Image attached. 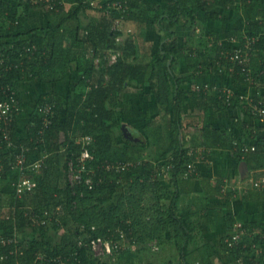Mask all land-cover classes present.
<instances>
[{
	"label": "trees",
	"instance_id": "16d2710c",
	"mask_svg": "<svg viewBox=\"0 0 264 264\" xmlns=\"http://www.w3.org/2000/svg\"><path fill=\"white\" fill-rule=\"evenodd\" d=\"M121 1L127 6L126 21L137 24V34L134 37L122 42L117 40L120 33L114 32L112 27L118 13L108 16L101 11L103 14L99 19L88 24L83 22L80 14L86 10V6L88 9L91 7L84 0H81L77 9L58 25H53V23L49 25L46 29L44 42H42L40 38L35 36L34 29L24 32L25 23L30 17L29 11L35 10V7L39 6H31L30 0H0V15L11 18L17 23L13 22L9 26L10 29L0 35V95L4 99L8 94H13L22 104L21 95L16 88L18 84L15 85L17 82L33 81L37 88L43 85L45 89L44 94L38 97L36 107L27 122V135L20 140V144H16L15 131L21 114L14 116V123L11 128L16 146L8 148L6 145L0 144V165L2 167L0 180L3 181L0 187V208L8 207L7 211L0 213V256H8V264H34L43 255L47 257V262H43L44 264H63L70 259V256H72V262L75 264H98L92 259L87 247H80L75 239L70 241L75 230L71 228L72 233L70 235L62 229L64 224H68L66 218L69 216L60 213V210L52 216L51 214L49 216L48 212L50 207L61 205L69 210L68 204L62 200L55 201L56 195L48 198L45 179L55 166L61 172L64 170L66 175L69 161L80 156L83 149L82 143L77 142V138L79 139L83 135L92 137L89 148L94 156L92 161L94 170L84 174V178L95 180V192H93L94 190H92L93 193L91 192L93 196L105 189L108 191L118 189L122 180L125 183L134 180L137 185L140 186L141 184L144 189L149 187L150 190L154 191L157 188V183L149 178L152 171L148 163L144 164L143 175H139L135 171L131 174L132 169L130 172L118 173L114 169L107 170L106 166L104 167L106 163L126 162L134 157H137V160H143L142 156L145 155L143 149H138L139 146L130 147V141H126L121 150L116 149L118 143L113 130L119 126V123L114 120L115 109L113 105L131 103L139 99L144 95L140 88L148 84L150 85L149 89L153 91L156 97V101L169 104L171 100H175L176 108L180 111L182 104L180 99L183 97V92L179 91L180 84L175 81L173 66L188 53L186 46H181L178 30L185 28L184 26H187V29L191 31L194 30L198 10L207 12L212 7L207 6V1L204 0H198V3L194 2L189 5L185 4L184 0H161V4L158 5L159 11L155 12L149 11L150 8L145 0ZM236 1L219 0V4L226 8ZM260 1L262 0H238V2L245 3L246 6ZM40 7L49 21L61 17L66 10L65 3L61 0H57V5L52 8L46 3L41 4ZM23 8L25 9L23 10ZM261 12H258L260 14L249 25L250 35L257 36L260 30L264 28V11ZM212 16L220 19L221 15L214 14ZM153 25L162 32V36L155 43V46H151L148 55L147 53L141 55V48L145 47L148 42L147 29ZM256 48L264 58V36L259 37ZM113 49H122L123 52L117 62L109 63L108 59L102 61L104 58L103 50L111 51ZM99 57H101L100 65H96V58ZM195 57L187 55L186 62L191 69L198 67V61ZM169 62L170 66H168ZM261 69H264V59ZM150 72L151 77L148 79ZM76 73L82 75L83 78L77 87L69 90L68 103L63 111V97L60 93L53 91V86L57 82L71 81ZM254 79L256 84L260 83L264 86V74L254 75ZM2 88L7 90L6 95L3 94ZM217 95L216 99L220 101V94ZM46 102L55 105L54 114L48 118L50 124L47 126H45L46 120L39 110V107ZM235 106H237L236 103L231 108H235ZM180 119L178 116L173 124V131L177 132L178 135H174V133L170 135V141L173 145H170L167 151L165 150L166 155L173 152L169 163L173 165L172 170L175 175L182 173L185 168L188 169L190 162H193L192 155H190L193 153L185 148L182 138L179 139L180 126L182 125ZM204 130H210L208 135L203 136L206 138L211 136L216 141L217 147L227 146L226 143L228 144V142L225 141L227 136L222 131L211 129V126H207ZM232 142L229 141V144H231L230 149L233 150L235 146L232 147ZM253 145L256 147V151L248 154L246 160L252 164L253 168H264V137L256 140ZM23 147L27 148L28 151L26 152L25 172L21 175L19 169H15L11 161L15 162L16 155L23 151ZM131 149H136L133 154L128 152ZM235 152L237 153L235 157L239 160L242 154L238 151ZM33 157H38L43 161L47 159L43 162L44 166L47 164V167L44 168L46 175L40 179L42 185L20 198L16 194V185L21 176L31 178L27 175V171H29ZM58 172L60 171L58 170ZM63 178L60 177V180ZM34 179L37 182L35 177ZM65 179L67 182L68 174ZM96 186L98 187L96 188ZM66 187L69 188V184ZM216 190L222 192L221 186L219 185ZM140 194L147 193L138 190L137 196ZM262 194L264 195V189L236 191L229 193L228 196L225 195L224 200L229 202L238 198L252 201L260 198L259 196ZM181 197V193L176 191L171 203L164 210L160 202L158 204L155 198L152 199L149 217L155 227L147 234V237L163 241L168 228H172L173 231H177L176 236L181 241L183 240L181 255H186L188 243L194 238L192 233L195 227L193 226L194 221L191 220L194 213L190 208L179 206ZM71 198L78 202L75 211V225L97 222L96 217L99 216L100 218V213L91 207L92 196L81 199L77 194H71ZM32 205L36 209L44 210V216L30 217L29 208ZM141 210L142 207L135 205V201H132V206L126 210L121 203L117 206L116 211L106 214L105 225L101 234L106 241L119 246L115 251H119L123 243L126 244V247L131 248L140 241V238L137 237L138 227L139 230L142 227L147 231V221L144 220L142 214L136 215ZM50 220L54 222L52 228L55 229L56 233H62L65 236L64 245L52 247L43 240H28L29 243H27L23 238L20 239L21 236L27 235L31 228L36 227L41 228L43 238L47 237ZM258 229L263 230L264 227L259 226ZM242 230L245 235L242 236L239 243L232 245L233 248H231L230 242L227 243L228 245L225 244L224 249L230 258V262L234 264H264V255L257 258L254 249V244L264 247L263 238L258 235L251 237L255 227L253 229L248 224H244ZM76 231L79 240V237L84 233L79 230ZM2 239H5L6 243H2ZM131 252L133 251L126 250L125 256L128 254L132 256ZM119 256L120 260L124 257L123 253H119ZM38 264L42 263L39 262Z\"/></svg>",
	"mask_w": 264,
	"mask_h": 264
},
{
	"label": "crops",
	"instance_id": "0c3cea01",
	"mask_svg": "<svg viewBox=\"0 0 264 264\" xmlns=\"http://www.w3.org/2000/svg\"><path fill=\"white\" fill-rule=\"evenodd\" d=\"M145 1H147L150 8L149 11H159L158 5L161 4V0ZM197 1L184 0L185 4L188 5L194 2L198 3ZM204 1H207L206 5L212 7V9L207 12L198 10L194 27L197 29V34H199L197 37L203 42L201 47L212 48V54L199 47L200 42L196 40L195 36L190 40H181V46L187 48V55L196 56L195 59L198 61V67L191 69L186 62L187 55H185L173 66L175 81L180 84L179 91L183 92V97L180 99L182 103L181 110H177L175 100H171L169 104L156 101V97L150 89L149 97L137 99L131 105L136 111L139 109L142 111L140 115H149L150 119H147L146 123L141 122L139 126H133L132 130L142 135H159L158 137L161 140L169 135L170 139L172 133L178 135L177 132L173 131V124L179 116L181 118L179 121L182 122L179 139L182 138L185 148L189 149L194 155L200 152L202 154L208 153L197 164L194 163L195 160L192 163L190 162L195 167L194 171H191L188 167L178 175L173 172V167L167 168L171 165L169 162L173 152L168 153L165 157L158 155L155 159L147 162L151 166L153 179H158L159 176H165V174L174 175H172V180H169L172 181L171 184L176 188V191L182 195L179 206L190 208L194 213L191 216L195 227L192 233L194 238L188 243L187 254L181 255L183 240L181 241L176 236L177 231H173L172 228H168L167 236L161 241L163 245H160V248L165 252L175 249L179 251L181 264L191 263L190 258L194 262L192 264H234L230 262V258L224 249L225 244L233 236L235 226L239 222L248 224L253 229L254 227L257 229L259 226L264 227V195L262 194L259 196L260 198L252 201L237 198L225 202L224 197L236 191L258 190L254 186V182L264 179V168H253L252 164H249L246 160L248 154L242 155L238 160L235 157L237 154L236 149H230L231 144H229V141H233L232 147L235 146L236 142L239 145L251 146L256 140L264 137V121H261L253 111L254 103L259 98L264 99V86L260 83L254 84L247 81L241 73L244 65L230 60L227 55L241 49L249 59V62L245 65L250 67L252 74H264L260 67L264 58L256 48L259 37L264 36V28L260 30L257 36H254L250 35L249 27L251 21L260 14L258 12L264 11V0L248 6L237 0L226 8L219 4V0ZM37 8L39 7H35V9ZM99 10L106 13L103 9ZM114 13H118L116 18L118 19L120 13L113 10L112 14ZM214 14L221 15L220 19L214 18L212 16ZM41 19V17H32V14H30L29 20L25 23L24 32L34 29L35 36L40 40H44L43 32L39 30L41 25L38 24ZM184 23L183 20V25ZM124 24H127L125 18L123 19L122 32L131 33L132 29L124 27ZM187 28L185 26V28L179 30ZM1 34L3 35L4 32H1ZM253 37L257 38V42L249 46V40ZM152 43L153 41L151 46ZM168 66H170V62ZM25 82L29 81H20L15 85L18 84V87L25 88L27 85ZM205 85H208L209 89H206ZM31 86L33 87L35 84H31ZM55 86H53L54 89H56ZM32 89V93H36L35 99L30 98L29 89L23 93L25 100L21 97L23 100L22 112L15 131L16 138L27 135V122L36 107L38 97L44 94L45 90L43 85L40 88ZM228 93L232 95L230 106L226 104ZM217 94H220L222 100L216 99ZM148 98L147 103L142 102V100ZM29 100H34L33 107H30ZM234 103L237 106L231 108ZM25 108L30 113L29 116L23 115ZM131 121L133 123L132 119ZM207 126L222 131L228 137L225 138V141L228 142V144L226 143L227 146L217 147L216 141L211 136L210 138L203 136L210 133V130H204ZM149 140L153 141L150 146L152 148L155 145L156 138L154 137L152 140L149 138ZM140 144L145 143L141 141ZM196 150H198L197 153L194 152ZM139 162L135 163L128 160L126 162L118 161L117 163H133V166L124 171L127 172L140 166L141 163ZM219 185L222 192L216 190ZM224 188H226L225 192H223ZM172 198H170V203Z\"/></svg>",
	"mask_w": 264,
	"mask_h": 264
},
{
	"label": "rangeland",
	"instance_id": "374dc122",
	"mask_svg": "<svg viewBox=\"0 0 264 264\" xmlns=\"http://www.w3.org/2000/svg\"><path fill=\"white\" fill-rule=\"evenodd\" d=\"M63 3H65L66 6V10L63 13V15L59 18H54L53 21H49L44 13V11L42 10V8L39 6V8L37 9H33L31 11H29V14L32 13V17L36 16V17H41V21L38 22L39 25H41V27H39V30H41L43 32V37H45V34L47 32V28L49 27L50 24L53 23V25H58L64 18H66L70 13H72L75 9H77V7L79 6L81 0H62ZM87 1L90 0H84V2L89 5L91 7V9H88V6H86V10L82 11V13L80 14V18L83 22L85 23H89L93 20H97L100 18V16H102L103 12H101L100 10L92 7L90 4L87 3ZM94 1L96 4L97 3H102L108 0H91ZM32 6V5H31ZM25 8H23L24 10ZM30 16V15H29ZM126 20V19H125ZM15 22V20L11 19V18H7L6 16H0V33L1 32H6L9 28V26ZM127 22V21H126ZM71 23V22H70ZM72 24V23H71ZM126 28L128 29H132L131 33H127V32H122L119 34L120 36V41H125L126 39L130 38V37H134L137 34V24L133 23L130 21V23L127 22V24H124ZM51 27V26H50ZM185 27V26H184ZM43 28V29H42ZM113 29V27H112ZM194 30H189V29H182V30H178V35H179V41H181L182 39H193V37L195 36L196 40H198L200 42L199 47H201V45H203L201 39L199 40V38L197 37V29L194 27ZM147 33H148V42L146 43L145 47H142V51H141V55L142 54H146L148 55V52L150 50V48H148L149 46L151 47V42L153 41V46H155L156 41H159L161 36H162V32L155 27L154 25L150 28L147 29ZM186 33V35H185ZM201 33V32H200ZM185 35L184 38H182ZM201 38H202V33H201ZM42 42H44L42 40ZM120 42V43H121ZM122 45V44H120ZM201 49H204L205 52L212 54V48H208L207 46L205 47H201ZM118 52L120 53V55H123L122 49H113L111 51H106L103 50V54H104V58L102 59V61L104 59H108L109 63H111V60H113L112 56L114 55V52ZM149 59V58H147ZM101 62V57L96 58V65H100ZM261 67V66H260ZM254 70V69H253ZM261 71H264V69H262ZM255 76L256 73L254 74ZM151 77V72L148 75V79H150ZM83 78L82 75L80 74H74L73 79L69 82L67 80V82H63V83H55L54 85L56 89H54L55 92L60 93V95L63 97V105H62V109L64 111L66 104L68 103V92L70 89H74V87H77L80 82L81 79ZM27 83L26 86H28L29 88H27L25 86V88L23 87H16L19 94L21 95V97L25 100V97L23 96V93L25 90H30V98L31 99H35L36 98V93L33 94L32 93V88L37 89V86L35 84V82L31 81V82H25ZM35 86H31V84ZM256 82H254L255 84ZM259 84V83H257ZM150 85L146 84L143 85L140 90L141 93L143 92L144 95L141 96L139 99H143V98H147L149 97L148 94H150ZM139 90V91H140ZM147 101H149L148 99H144L142 100V102L147 103ZM23 102V100H22ZM28 103L30 104V107L35 104L34 100H29ZM127 104V105H126ZM133 103H119L117 105H113V108L115 109V115H114V120L117 121L119 123V126L117 128H115L113 130L114 135L116 136V142L118 143L116 146V149L121 150L124 146L126 141H130V147H135V146H139L138 149H143L145 151V155L142 156L143 157V161H140L139 159L137 160V157H134L132 160V162L135 163H141L140 166H138L137 168L132 169L131 174L135 172H137L139 175H143V171H144V164L147 163L148 161H151L153 159H155L156 157H158V155L165 157L166 153L164 154L165 150H167L170 145H173L169 139V135H167L166 138H163L161 140V138H159V135H142V134H137L136 132H134L132 130L133 126H139L141 124V122L146 123L147 119L149 118V115L144 116V115H140L142 113V111L139 109L138 111H136L131 105ZM127 111V112H126ZM136 113V114H134ZM29 112L27 111V109L25 108L23 111V115L24 116H29ZM145 117H146V121H145ZM131 119L133 120V123L131 121ZM144 125V124H142ZM87 136L90 135H83L81 138H77V142L82 143L83 139H85ZM25 137V135H24ZM154 137L156 138V142L154 143L155 145L150 148V146L152 145L153 141H150L149 138L152 140L154 139ZM23 138L22 136H19V138H16V144H20V140ZM140 140V141H139ZM141 141H143V143L145 144H140ZM168 141V142H167ZM167 142V143H166ZM169 143V145L167 146V144ZM141 145H143L141 147ZM167 147V148H166ZM136 149H131L128 150V152H130L131 154H133V152ZM164 151V152H163ZM198 150L194 151L197 153ZM161 153V154H160ZM192 155L193 160H195V164H197V162L199 160H201L200 156L198 154ZM108 160V159H106ZM44 161H47V159H45ZM42 159L38 158V157H33V161L32 164L29 168V171H27V175L31 176L30 180H31V185L33 186V189L39 187L40 185H42V182H40V179H43V177L46 175L44 172V168L47 167V164L44 166V162ZM88 166L90 168H92L91 164H88ZM58 170L60 172H58ZM57 170V166H55L50 174L48 175V177H46L45 179V187L46 188V193L48 194V198H50L52 195L53 196H57V199L55 201H61L64 202L65 204H68L69 210L65 209L62 205L61 206H57V207H50V209H48L49 212V216L51 214L54 215L56 211H61L60 213H64L66 215H68L69 217L66 218V220H68V224H64L63 228L65 231H67V234L71 235V228L73 230H75V233H73L71 235L70 241L72 240H76L79 243V246H85L88 248L90 255L92 256V259H94L98 264H181L180 263V253L179 251L173 250V251H169V252H165L160 248V245H163V242L161 243V240H157L155 238H149L147 237V234L149 232L152 231V229H154L155 224L151 223L150 217H149V213H151L150 208H151V201H153L152 199H156L157 203L161 204L163 210L165 208H167L169 206L170 203V198L173 197V195L176 192V188L172 186V177L174 176L173 174H165V176H159L158 179H153L152 175L149 177L150 179H152L153 181H155V183H157L156 185V190H150L149 187L144 189L143 186L137 185L134 180L133 181H129L127 183H125L123 180L121 181V184L119 186V188L115 189V190H111L108 191V189H105L103 191H101L100 193H96L95 196L92 195L93 192H95V186L93 185V189H90V187L88 185H84V184H76L73 181L70 180V174L68 172V169L66 171V175L68 174V181L66 182L65 178V174H64V170L61 172L60 169ZM91 170V169H90ZM130 172V171H129ZM173 175V176H172ZM34 177L37 179V182H35ZM60 177H64L63 180H60ZM149 179V180H150ZM171 179V180H169ZM171 181V182H170ZM66 183V185H65ZM95 183V180H94ZM3 184V181L0 180V187ZM67 184H69V188L66 187ZM171 184V186H170ZM99 186V185H98ZM96 186V188L98 187ZM70 190V191H69ZM92 190H94L92 192ZM138 190H142L145 191V193L147 194H140L139 196H137ZM34 191V190H33ZM137 191V192H136ZM92 192V193H91ZM136 192V194H135ZM71 194L72 195H76L78 197L82 198H88V197H93V200L91 201V207H93L94 211H97L100 213V218L99 216L96 217V221L97 222H91V223H86L84 225H80L79 226L76 224L75 225V211H76V207H77V200H72L71 198ZM32 195V194H30ZM59 196V197H58ZM86 196V197H85ZM134 198V199H133ZM137 199V200H136ZM132 201H135V205L141 206L142 210L138 211V213H136V215H140L142 214V217L144 218L145 221H147L148 226H147V231L146 229L142 228L139 230L138 227V232H137V237L140 238V241L138 243H136V245L132 246L131 248L126 247L125 243H123V246H121V249L119 251H115L112 250L111 253H108L105 249L104 243H105V239L102 236V230L104 228V220L106 218V214L112 213L114 211H116V208L118 205H120L122 203V206H124V210H126L128 207L132 206ZM52 203V202H51ZM149 204V206H148ZM30 217H36V216H44L43 214V208L41 211V209H36L35 206H30ZM145 207V208H143ZM96 208V209H95ZM8 207H1L0 208V213L1 212H5L7 211ZM133 207L131 208L132 211ZM46 212V211H45ZM148 213V215H147ZM145 215H147L145 217ZM59 219V218H58ZM51 221V220H50ZM59 221V220H58ZM60 221L62 223L63 220L60 219ZM144 221V223H146ZM78 223V222H76ZM97 223V224H96ZM52 226H54V222L53 220L50 223V226L48 228V236L43 238L42 237V232H41V228L36 227V228H31L29 230V232L27 233V235H25L24 237L21 236L20 239L23 238V240H26V242L32 241V240H38L41 241L43 240L44 242H46L47 244L49 243L52 247H56L59 245H64V241H65V236L62 233H56L55 229L52 228ZM82 231L84 233V235H82L81 237H79L78 240V236L77 231ZM141 231V232H140ZM69 235V236H70ZM165 236H167V233H165ZM147 237V239H146ZM29 243V242H27ZM48 244V245H49ZM173 248V246H172ZM131 250L133 252H131L130 254L132 256L126 255V250ZM161 250V251H160ZM124 251V252H122ZM163 251V252H162ZM119 253H123L124 257L120 260V256ZM132 257V258H131ZM191 263H194L192 261V259L190 258L189 260ZM46 263L47 262V257L45 255L39 257L37 259V262H34V264H38V263ZM44 262V263H43ZM63 264H75L74 262H72V256H70V259L63 262Z\"/></svg>",
	"mask_w": 264,
	"mask_h": 264
},
{
	"label": "built area",
	"instance_id": "2783aa9c",
	"mask_svg": "<svg viewBox=\"0 0 264 264\" xmlns=\"http://www.w3.org/2000/svg\"><path fill=\"white\" fill-rule=\"evenodd\" d=\"M32 6H40L43 3L48 4L50 8L57 5V0H30ZM62 1V0H61ZM41 3V4H40ZM88 4H90L92 7L97 9H103L107 15H111L113 13V10H116L120 13V17L115 20V24L113 25V31L114 32H122V25H123V19L125 18L128 10L125 3H123L121 0H108L105 2L95 3L94 1H87ZM7 15V14H6ZM16 23V22H15ZM17 24V23H16ZM131 32V30H130ZM117 40L120 41V36L117 37ZM257 42V38L253 37L250 38L248 45H252V43ZM120 56V53L117 51L114 52V55L112 56L113 60H111V63L117 62L118 58ZM227 57L239 64H243V68L241 69V73L244 77H246V80L250 83H254V75L251 72L250 67L248 65H245L249 62V59L244 55L243 51L241 49L231 52L227 55ZM264 73V71H262ZM206 89H209L208 85H205ZM3 94H7V90L5 88H2ZM226 99V104L230 106L232 104V95L228 93ZM54 108L55 105L52 103H44L39 107L40 112L43 114V118H45V126L50 124V120L48 119L50 115L52 116L54 114ZM254 114L261 120L264 121V101H262L261 98L258 99L254 103L253 107ZM22 112V104L19 102V100L13 95L8 94L6 98H2L0 95V144L6 145L8 148L15 147V140L14 135H12V125L14 123V116L16 114H21ZM42 133V132H41ZM92 143L91 136H87L82 141L83 149L80 154V156L75 157V159H71L68 163V172L70 174V180L74 183L84 184L88 185L90 189H92L94 183L93 178H84V174H87L94 170V167L90 168L88 164L92 165V161L94 160V156L92 152L90 151L89 145ZM235 149L242 155L249 154L251 152L256 151V147L254 145H239V143H235ZM28 151L27 148L23 147V151L20 154L16 155V160L11 161V164L15 169H19V173L21 175L24 174L25 168H26V161H27V155L26 152ZM201 159H204L205 156L208 155L202 154L201 152L198 153ZM106 166L107 170H116L117 172H124L128 170L131 166H133V163H106L104 167ZM173 167L172 165H169L167 168L170 169ZM189 168L191 171L195 170V167L193 164H189ZM91 169V170H90ZM2 172V167L0 165V173ZM254 186L260 190L264 189V179H261V181L254 182ZM16 194L21 198L24 196V194L28 192L33 191V186L31 185V180L28 178H24L21 176L19 179L17 185H16ZM226 188L223 189V192H225ZM244 224L242 222L237 223L235 226L234 234L231 236V241L228 239V243L230 242V246L235 243H239L242 240V236L245 235V232L242 230V227ZM255 236H261L264 240V229L263 230H257L255 229L254 232L251 234V237ZM2 243H6L5 239H2ZM105 249L108 253H111L112 250H117L119 246L113 245L112 242L106 241L104 243ZM254 249L257 254V257L264 255V249L257 244H254ZM7 257L5 255L0 256V264H8L7 263ZM264 259V258H263ZM11 264V263H9ZM18 264V263H16Z\"/></svg>",
	"mask_w": 264,
	"mask_h": 264
}]
</instances>
